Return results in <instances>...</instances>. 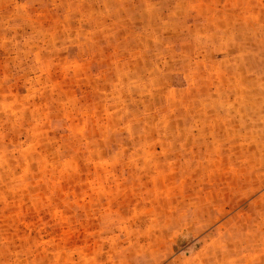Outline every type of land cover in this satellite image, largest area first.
Instances as JSON below:
<instances>
[{"label": "rangeland", "instance_id": "374dc122", "mask_svg": "<svg viewBox=\"0 0 264 264\" xmlns=\"http://www.w3.org/2000/svg\"><path fill=\"white\" fill-rule=\"evenodd\" d=\"M0 264H264V0H0Z\"/></svg>", "mask_w": 264, "mask_h": 264}]
</instances>
